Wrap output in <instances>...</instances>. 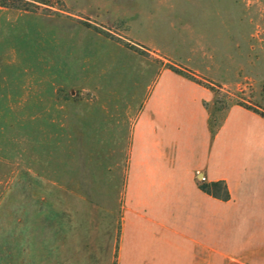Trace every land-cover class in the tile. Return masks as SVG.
Masks as SVG:
<instances>
[{"label": "rangeland", "instance_id": "rangeland-1", "mask_svg": "<svg viewBox=\"0 0 264 264\" xmlns=\"http://www.w3.org/2000/svg\"><path fill=\"white\" fill-rule=\"evenodd\" d=\"M62 2L0 7V264H110L167 64L264 112V0Z\"/></svg>", "mask_w": 264, "mask_h": 264}, {"label": "crops", "instance_id": "crops-1", "mask_svg": "<svg viewBox=\"0 0 264 264\" xmlns=\"http://www.w3.org/2000/svg\"><path fill=\"white\" fill-rule=\"evenodd\" d=\"M213 98L169 69L152 81L130 131L110 264H264V118L234 105L212 135ZM199 180L225 181L230 200Z\"/></svg>", "mask_w": 264, "mask_h": 264}, {"label": "trees", "instance_id": "trees-1", "mask_svg": "<svg viewBox=\"0 0 264 264\" xmlns=\"http://www.w3.org/2000/svg\"><path fill=\"white\" fill-rule=\"evenodd\" d=\"M62 4V0H0L1 8L27 12H35L36 9L41 6L55 7ZM166 69H169L181 76L188 78L189 80L209 89L213 93V100L211 102L204 103L205 108L209 112V127L212 135H215L221 128V126L225 122L229 110L234 105H239L246 109H249L264 118V112L255 107L248 106L241 100H238L237 96L224 93L220 87L216 88L199 82L184 70L178 69L170 64H167ZM198 186L206 194L221 201L227 202L231 198L229 187L225 181L220 180L209 182L206 180H199Z\"/></svg>", "mask_w": 264, "mask_h": 264}, {"label": "water", "instance_id": "water-1", "mask_svg": "<svg viewBox=\"0 0 264 264\" xmlns=\"http://www.w3.org/2000/svg\"><path fill=\"white\" fill-rule=\"evenodd\" d=\"M201 176V175H200Z\"/></svg>", "mask_w": 264, "mask_h": 264}]
</instances>
